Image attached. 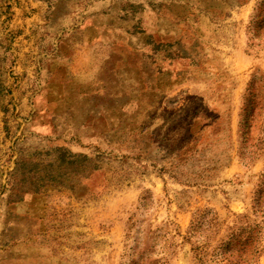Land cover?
I'll use <instances>...</instances> for the list:
<instances>
[{"label": "rangeland", "instance_id": "1", "mask_svg": "<svg viewBox=\"0 0 264 264\" xmlns=\"http://www.w3.org/2000/svg\"><path fill=\"white\" fill-rule=\"evenodd\" d=\"M0 264H264V0H0Z\"/></svg>", "mask_w": 264, "mask_h": 264}]
</instances>
